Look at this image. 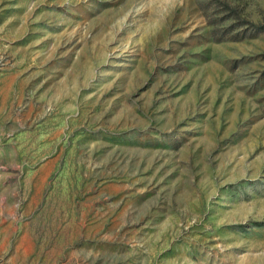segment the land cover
I'll return each mask as SVG.
<instances>
[{"label": "rangeland", "instance_id": "1", "mask_svg": "<svg viewBox=\"0 0 264 264\" xmlns=\"http://www.w3.org/2000/svg\"><path fill=\"white\" fill-rule=\"evenodd\" d=\"M262 25L264 0H0V264H264Z\"/></svg>", "mask_w": 264, "mask_h": 264}, {"label": "trees", "instance_id": "2", "mask_svg": "<svg viewBox=\"0 0 264 264\" xmlns=\"http://www.w3.org/2000/svg\"><path fill=\"white\" fill-rule=\"evenodd\" d=\"M251 31L253 30V32H251L250 36L252 35H258V34H261V33H264V25L260 26V27H254L252 26ZM244 37V36H243ZM237 40L236 41H239L241 40L242 38H236Z\"/></svg>", "mask_w": 264, "mask_h": 264}]
</instances>
